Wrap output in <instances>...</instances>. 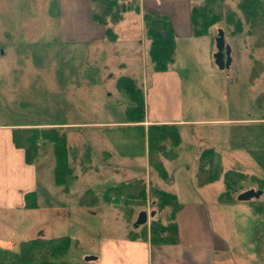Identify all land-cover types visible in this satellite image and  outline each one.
Masks as SVG:
<instances>
[{
    "label": "rangeland",
    "instance_id": "1",
    "mask_svg": "<svg viewBox=\"0 0 264 264\" xmlns=\"http://www.w3.org/2000/svg\"><path fill=\"white\" fill-rule=\"evenodd\" d=\"M237 2L238 0L224 2L215 0L212 11L215 13L221 11L225 15L232 10L241 17ZM57 7V0H0V123L10 124L28 120L60 122L122 120L129 100L126 93L116 87V79L120 76H129L134 78L138 85H142V82L145 85L146 77L153 71L149 59L145 57L146 44H143L141 34L139 33L141 41L137 43L138 50H135V53L126 54L125 51L129 49L120 53L124 45L119 44L112 47L118 50L119 54L109 52L99 59V41L85 45L73 44L71 47L62 46L63 44L58 42L53 44L51 37L53 19L49 15L51 16L54 9L57 14ZM217 23L219 25L217 24L216 28L209 29V36H200L190 43L192 47L183 45V49H179L178 45L176 61L169 66L175 68L185 79L184 101L187 112L193 117L240 115L237 107H241L244 113L245 110L256 106V98L264 89V46L257 47L253 44L255 37L247 35V26L242 27V35L231 37L232 26L226 24L224 16ZM217 27L223 28L225 42L232 48L231 66L224 70L216 67L213 52L210 51V39L213 43L211 36L216 35ZM65 53H70V60H67L69 56ZM257 61L262 63L261 71L251 78L252 69ZM104 129L82 128L78 134L74 130L64 129L69 136L73 133L75 139H71V144L77 148L79 157L87 145L91 146V164L94 166L99 164L97 173L91 171L76 179L73 176L81 175L80 171H77L79 162H76L73 179L70 181L72 185L77 180V184H81L78 185L81 191L76 194L77 196L85 188L93 189L97 195L94 204L91 207L75 206L71 199L66 205V209L70 207L71 211L63 214V209L56 208V212L59 209L58 213L62 219L57 218L47 225L52 229L50 231L47 228L48 236L70 237V251L64 257L21 262L17 254L10 252L5 244L6 240L17 242L15 232L21 226L20 222L17 219L1 221L3 212L0 210V264H62L64 261L75 264H129L115 259L117 249L115 244L124 238L137 241L128 238L127 234L129 231L138 232L141 229L142 225L134 228L133 223L138 207H135L132 219L134 221L126 220L120 208L110 199V188L119 182H127L138 176L144 177V174L152 170L146 165L144 141L138 130L126 126ZM224 131L223 126L217 128L221 145H215V148L221 150L220 147L225 141L224 147L228 153L230 168L242 170L244 166L241 161H237L239 154H236L238 150L234 146L236 137L225 135ZM230 131L235 133L238 130ZM187 134L190 138L186 139V143L191 144V153H179V158L172 160L169 165L171 170L174 168L176 170L177 165H186L188 168L186 179L197 164L199 150L209 147L212 140L206 127L203 130L188 128ZM215 143L217 144L218 140ZM103 151L109 152L111 156L106 162L102 161ZM230 152L235 155H229ZM218 159L221 160V157L218 156ZM218 172L215 164V177L212 184L206 188L208 192L203 196L204 202L211 217L213 230L228 247L226 259H231V264H243L241 258L245 252L248 254L253 252L257 227L264 230L263 216H260L252 206L255 200L264 201V188L262 187L261 197L256 199L241 201L236 199L232 203H221L218 201V195L224 187ZM155 173L156 183L160 188H165L166 184L158 182ZM262 174L261 177L264 178ZM72 187L71 190L75 186ZM244 187L246 185L241 191ZM152 209L154 210L150 206L147 212ZM38 211L46 218L53 209L42 206ZM156 213L155 210V214L148 219L156 217ZM31 216H34V213H24L25 219L29 220ZM44 230L46 232L43 225H40L22 236L23 238L38 236L44 233ZM259 232L261 233V230ZM107 242L114 245V251L107 249ZM100 247L105 259L101 263ZM85 256H97V259L86 262ZM218 260L219 256L216 258V261Z\"/></svg>",
    "mask_w": 264,
    "mask_h": 264
},
{
    "label": "crops",
    "instance_id": "2",
    "mask_svg": "<svg viewBox=\"0 0 264 264\" xmlns=\"http://www.w3.org/2000/svg\"><path fill=\"white\" fill-rule=\"evenodd\" d=\"M218 1L224 2L226 0ZM202 2L203 0H57V14L56 9H54L51 16L49 15V17H52L53 19V21H51V37L53 39V44L58 42L59 44H63L62 46L69 47L73 44L79 43L85 45L99 41V59L100 57H104L109 52L119 54L118 50H114L112 48L119 44L124 45V49L120 51V53L124 52L126 49H129L125 51L126 54L135 53L138 50L136 46L137 43L142 40L143 44H146L145 57L148 59L147 49L149 41L145 39L144 36L142 16L144 13L161 14L169 19L175 36V59L171 63L173 64L176 61L178 50L183 49V45H189L192 47L190 43H193L196 38L200 37L193 35L191 10L194 5H199ZM217 24L218 23L211 25L205 36H209V29L211 27L216 28V26L219 25ZM243 26H247L244 21L242 22V27ZM242 31L234 33L231 37L237 34L242 35ZM139 33L141 34V40L139 39ZM247 35L251 34L248 33ZM49 36L50 34L48 35V40L50 38ZM210 43V51L212 53L215 51V47L214 43L211 42V39ZM178 45H180L179 49ZM229 46L230 49H232L230 44ZM65 54L69 56H66L67 60H70V53ZM230 66L231 64L229 67ZM151 67L152 65L150 63V68ZM184 81L185 79L175 68L172 69V67H168L163 71H151L149 76L146 77L145 85L143 82L142 85L137 84L143 91L144 101V120L140 122V125L142 126L139 127L136 126V123L126 122L124 113L123 119L120 121L112 120L89 122L77 120L60 122L56 120H28L10 122V124L0 123V210L3 212V218L1 221H4V219H17L21 225L18 228V231L15 232L17 242H15V240L5 241L7 249H9L10 252L16 253L19 257V243L22 240L34 237L51 238L67 236L47 235L48 223L51 224L52 221L57 220V218L62 219L58 210L63 209V214L69 213L71 208L69 207L66 209V205L71 199L75 206L85 207H91V205H93L97 200V195L91 188H85V190L77 196L76 194L81 191L80 186H78L80 183L77 184L78 180L75 181L73 183L75 187L70 183L71 178L73 179V177L76 179L79 177L82 178L83 175H87L91 171L97 173L99 164L96 166L91 164V146L87 145L82 150V154L79 157L77 148L71 144V139H75L73 137V133L69 136V134L65 131L66 129L74 130L77 134L81 132L82 128L88 127H103L105 128L104 130H107L110 127L126 126L139 131L144 141L146 165L152 170V172H145L146 174H144V177H135L143 179L146 184L145 207L138 206L136 210L138 213L141 210H148L150 206L154 208L152 205V197L149 194V187L156 186L160 188L155 181L156 177L154 173L156 171L149 166L147 160L146 127L150 124H174L177 127L180 138L179 144L173 147V151L176 154L170 159L160 156L168 179H162L158 175L157 176L158 182L166 184L164 186L165 188L161 189L173 192L176 195L177 201L181 204L180 208L174 215L178 232L177 242L173 244L153 245L148 239H140V237L136 236L134 239H137V241L135 242L124 238L121 242L118 241L115 244L117 245V249L115 250V259L121 263L128 262L129 264H231L232 260L226 259L227 255L225 256V253L228 251V247L213 230L211 217L209 215L208 208L205 205L203 196L206 192H208L206 188L212 184L215 177V164L218 167V174L222 184L223 173L226 170H233L228 164V153L225 152L224 147L226 142L223 140L224 144L220 147L221 150L215 148V145H221L219 142L221 141L220 136L217 134V128L221 126H223L225 130L223 134L236 137L234 146L235 149L238 150L236 154H239L237 161H241L244 166V169L239 170V172H242L247 176H254L261 180L262 187L264 188V178L261 177V174L264 171V89L261 92L263 96L256 98V106L245 110L244 113L242 109H240L241 107H237V110L240 111V115L206 118L193 117L187 112V107L184 101ZM127 105L128 104H126V106ZM28 127L38 129L61 127L63 130L65 129L64 131L66 134L68 148V164L72 170L71 176L66 185H57L54 183L53 168L55 160L53 145L49 140L44 141V144L39 148L37 156L32 163L25 162L23 149L16 147L13 144L12 129ZM205 127L208 129L209 135L212 138V140L210 138L211 144L209 147L199 150L197 154V164L190 171L189 178L186 179V172L188 171L186 165H177L178 168H176V170H174L175 168L171 170L169 165L172 160L179 158V153H191V144L186 143V139L190 138L187 134L188 128H200L203 130ZM234 129L238 130L236 131L237 133L230 131H234ZM217 135L218 138H216ZM94 140L98 141L97 138H94ZM217 140L218 143L216 144L215 141ZM207 148L213 149V159L211 163L212 180L202 186H197L195 172L198 168L199 154ZM222 150L224 152H221ZM87 151H89L88 155H86ZM230 154L235 155L233 152H230L229 155ZM101 155L103 156V162L108 161L111 157L110 153L105 151H103ZM126 155L129 154L126 153ZM218 156L221 157V160L218 159ZM76 162H79L77 171H80L81 175L72 177V174L74 175L73 169L76 167L74 166ZM127 167L130 166L127 165ZM185 181L187 182L183 183ZM240 185L241 189H243L242 187L246 185V187H244L245 190L248 188H256L257 182L248 179L241 181ZM71 187L73 188V191L71 190ZM30 191H34L35 193L34 201L36 207L24 208V195ZM86 191H91L94 196L87 195V197H89V200H86L87 204H80L79 198ZM238 193L239 191L235 195ZM261 195L259 197H261ZM117 198L120 199L116 194L115 199ZM42 206H47L48 208L53 209L51 214L46 218L38 211L42 208ZM56 208H59L57 209V212ZM154 211L155 208L150 212H153L154 215ZM25 212H30L31 214L34 213V216L29 217V220L25 219ZM150 212H147L148 221ZM134 213L135 207L133 208V214L130 221H134L132 220ZM156 214L160 215V212H157ZM260 216H263L262 218L264 219V215L260 214ZM40 225H43L46 232L44 230V233L38 236L23 238L22 235L27 234L30 230L32 232L34 227H39ZM50 226L52 225H49V227ZM257 229L259 231L261 230V233L264 234V230L260 229L259 226ZM49 230L52 231V229ZM50 231H48V233ZM127 237L131 238L129 234H127ZM257 243L258 240L256 238V242L252 249L253 252L248 254L246 251L243 258H241V262H243V264H264V237L261 241L260 249H257ZM70 247L71 241L69 248L64 254L56 255L54 257H64L70 251ZM122 247L124 249H122ZM107 249L109 251H114V245L107 242ZM217 256H219L218 261H216ZM96 259L97 256L90 260L92 261ZM90 260H86L84 257V261L89 262ZM104 260L105 259L102 255L100 247L99 263ZM61 263L75 264L70 261H64Z\"/></svg>",
    "mask_w": 264,
    "mask_h": 264
},
{
    "label": "trees",
    "instance_id": "3",
    "mask_svg": "<svg viewBox=\"0 0 264 264\" xmlns=\"http://www.w3.org/2000/svg\"><path fill=\"white\" fill-rule=\"evenodd\" d=\"M215 0H203L199 5H194L191 10L192 32L194 36H201L208 33V28L219 22L224 16L228 26H232L231 34L242 31V22L247 24V33L253 35V44L257 47L264 46V0H239L237 7L241 12V17L237 16L232 10L225 15L221 11L213 12L212 5ZM143 29L145 39L149 41L147 55L153 70L163 71L175 59V36L169 19L161 14L144 13ZM214 38V36L212 37ZM262 63L257 61L252 69L251 78L259 74ZM116 87L123 90L129 100L125 107L124 117L126 122L140 125L144 119L143 91L137 85L134 78L120 76L116 79ZM263 96L260 93L259 97ZM143 130V128H142ZM147 137V160L151 168L162 179H168L167 173L162 165L160 156L173 158L175 152L173 147L180 142L177 127L174 124H150L146 127ZM49 140L53 145L54 154V183L66 185L71 176L72 170L68 164V148L65 131L61 127H51L38 129L34 127L12 129V142L16 147L24 151V160L32 163L37 156L39 148ZM88 152L86 155H88ZM213 159V149H204L198 158V168L195 172L196 185L202 186L211 182V163ZM254 180L257 182L258 189H262L261 180L254 176L226 170L223 173L224 189L218 195L221 203H232L236 201L235 194L241 190L240 182L244 180ZM122 199L113 201L122 211L126 220H130L133 208L138 206L145 207L146 184L143 179L135 178L128 182H119L110 188ZM149 194L152 197V205L160 215L149 220L148 225L144 224L138 232L130 231L131 238L140 237L148 239L153 245L173 244L177 242L178 232L174 220L175 212L181 204L177 201L176 195L167 190L156 186L149 187ZM87 195L94 196L91 191H86L80 198V204H87ZM24 208H34L35 193L30 191L25 193ZM91 202V201H90ZM256 212L264 215V201L255 200L252 203ZM155 212V211H154ZM264 237L257 229L256 238L258 240L257 249H260L261 241ZM70 245L68 236H58L51 238L34 237L20 241L19 258L20 261L27 263L36 260H43L56 255L64 254ZM72 264V263H66Z\"/></svg>",
    "mask_w": 264,
    "mask_h": 264
},
{
    "label": "water",
    "instance_id": "4",
    "mask_svg": "<svg viewBox=\"0 0 264 264\" xmlns=\"http://www.w3.org/2000/svg\"><path fill=\"white\" fill-rule=\"evenodd\" d=\"M213 60L216 67L220 70L226 69L231 64L230 46L225 42L224 31L222 28H217L216 35L214 37ZM262 194L261 189L248 188L236 195L237 200H251L256 199ZM149 216H153V212L149 213ZM147 213L145 210H141L137 213V217L134 221V226L143 225L147 222ZM95 256H85L86 260L94 259Z\"/></svg>",
    "mask_w": 264,
    "mask_h": 264
},
{
    "label": "built area",
    "instance_id": "5",
    "mask_svg": "<svg viewBox=\"0 0 264 264\" xmlns=\"http://www.w3.org/2000/svg\"><path fill=\"white\" fill-rule=\"evenodd\" d=\"M111 199H115L116 198V194H114V193H112L111 195ZM120 199H122V196L120 195V196H118Z\"/></svg>",
    "mask_w": 264,
    "mask_h": 264
}]
</instances>
